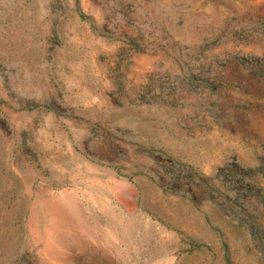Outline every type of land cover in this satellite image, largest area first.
I'll list each match as a JSON object with an SVG mask.
<instances>
[{"label": "rangeland", "instance_id": "374dc122", "mask_svg": "<svg viewBox=\"0 0 264 264\" xmlns=\"http://www.w3.org/2000/svg\"><path fill=\"white\" fill-rule=\"evenodd\" d=\"M0 264H264V0H0Z\"/></svg>", "mask_w": 264, "mask_h": 264}]
</instances>
